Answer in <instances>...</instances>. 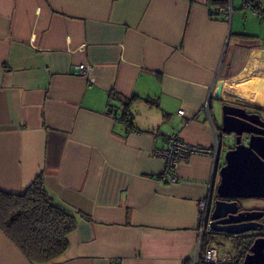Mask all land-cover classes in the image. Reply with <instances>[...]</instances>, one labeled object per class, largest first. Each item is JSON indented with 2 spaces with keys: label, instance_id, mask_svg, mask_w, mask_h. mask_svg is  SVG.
Wrapping results in <instances>:
<instances>
[{
  "label": "crops",
  "instance_id": "0c3cea01",
  "mask_svg": "<svg viewBox=\"0 0 264 264\" xmlns=\"http://www.w3.org/2000/svg\"><path fill=\"white\" fill-rule=\"evenodd\" d=\"M210 1L0 0V189L20 193L42 175L53 201L78 213L53 264L196 254L214 160L180 162L172 183L155 151L172 133L212 146L214 102L264 109V44L235 29L233 0L222 19ZM260 4L245 7L264 19ZM112 104H128L126 120ZM0 264H31L1 229Z\"/></svg>",
  "mask_w": 264,
  "mask_h": 264
},
{
  "label": "water",
  "instance_id": "95a60500",
  "mask_svg": "<svg viewBox=\"0 0 264 264\" xmlns=\"http://www.w3.org/2000/svg\"><path fill=\"white\" fill-rule=\"evenodd\" d=\"M220 99V98H219ZM222 106L221 130L227 137L234 138L232 148L225 154V164L220 168V180L216 186L219 198L215 202L212 213V230L214 233L240 235L255 232L264 228L259 222L264 217V211L244 210L236 199H264V122L255 121L250 117L231 111L230 104L251 105L241 101L225 99ZM229 103V104H228ZM245 111L242 108H239ZM259 126L256 131L246 126ZM250 134L249 142H243V135ZM225 199H235L227 201ZM244 264H264V237H257Z\"/></svg>",
  "mask_w": 264,
  "mask_h": 264
},
{
  "label": "trees",
  "instance_id": "16d2710c",
  "mask_svg": "<svg viewBox=\"0 0 264 264\" xmlns=\"http://www.w3.org/2000/svg\"><path fill=\"white\" fill-rule=\"evenodd\" d=\"M246 2L255 8L261 5L260 0H245ZM226 4V0H211V17L222 19L226 14ZM217 7L222 9L221 13L216 10ZM110 98L120 103L126 101L116 91L111 92ZM127 105L124 107L112 104L115 111L116 107L123 109L126 116L120 118L124 120L130 114ZM218 127L221 131V127ZM77 215L76 211L53 201L42 175L23 192L12 193L0 189V229L16 244L31 264H53L66 252L69 236L76 231L78 225ZM81 216L88 219L83 214ZM211 238L208 237L210 240ZM254 240L253 238L248 241L241 260L249 253Z\"/></svg>",
  "mask_w": 264,
  "mask_h": 264
},
{
  "label": "built area",
  "instance_id": "2783aa9c",
  "mask_svg": "<svg viewBox=\"0 0 264 264\" xmlns=\"http://www.w3.org/2000/svg\"><path fill=\"white\" fill-rule=\"evenodd\" d=\"M221 12V9L218 10ZM92 69L90 64H80L79 70L82 75H88ZM184 110H179L180 115H184ZM221 136L218 127L215 126V141L212 146L192 144L185 141L180 135L172 133L166 136L165 145L155 151V155L163 159L166 163L164 179L168 182H178L177 167L180 162L189 159L194 155H207L214 160L213 179L210 182V191L205 199L199 202V225L200 237L198 240L196 254L190 258L189 264H244V260H236L230 254L222 253L213 239L205 238L214 234L212 230L211 198L216 187V173L219 167L220 158L232 148L233 142ZM236 237L235 235H231Z\"/></svg>",
  "mask_w": 264,
  "mask_h": 264
},
{
  "label": "rangeland",
  "instance_id": "374dc122",
  "mask_svg": "<svg viewBox=\"0 0 264 264\" xmlns=\"http://www.w3.org/2000/svg\"><path fill=\"white\" fill-rule=\"evenodd\" d=\"M233 7L235 9L234 12L236 14L233 19L235 29L239 28V30H242V32L244 33L258 36L260 42L264 44V19L260 18L251 10L247 9L243 0H233ZM258 73L262 74L263 72L261 70ZM213 114L218 123H221L222 108L218 102L213 103ZM221 135L223 138L227 137V135L223 134L222 130ZM230 140L234 142V138L230 137ZM240 206L244 210L264 211V199H240ZM211 237L213 238L217 246L220 248L222 253L230 254L234 261L238 259L241 260L240 257L245 252V246L248 243V239L246 238V236H244V234H240L234 237L228 233H214Z\"/></svg>",
  "mask_w": 264,
  "mask_h": 264
},
{
  "label": "flooded vegetation",
  "instance_id": "af4514ba",
  "mask_svg": "<svg viewBox=\"0 0 264 264\" xmlns=\"http://www.w3.org/2000/svg\"><path fill=\"white\" fill-rule=\"evenodd\" d=\"M220 102H221V108H222V106L225 105L226 102L225 101H220ZM230 105L232 107H238V108H232V109H230L231 111L236 112V113H239V114H242L245 117H250V118H252L255 121L264 122V109H261V108L256 107V106L253 107L251 105H244V104L243 105L242 104L239 105V104L231 103ZM239 108H242L245 111H242ZM221 123H222V115H221ZM221 123H219V126L221 125ZM246 127L247 128H250V129H252L254 131H256L255 133H258L257 131H260L259 129H262L259 126H250L249 125V126H246ZM250 136H251L250 134L243 135V142L244 143H248ZM218 199H221V198L218 197V195H217L216 192H213L212 193V198H211V207H214L215 206V202ZM225 200H227V201H234L235 199H225ZM236 200L238 201V205H239V208H240L239 209L240 210L239 212L244 211V209H242L241 206H240V199H236ZM263 218L260 219L259 222L264 223L263 222ZM244 236H246V238L248 239V241H251L253 238L256 239L257 237H264V228L262 230H259V231L244 233Z\"/></svg>",
  "mask_w": 264,
  "mask_h": 264
}]
</instances>
